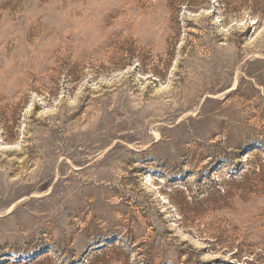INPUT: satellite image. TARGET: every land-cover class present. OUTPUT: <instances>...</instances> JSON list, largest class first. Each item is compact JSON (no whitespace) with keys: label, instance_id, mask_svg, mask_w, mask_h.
<instances>
[{"label":"rangeland","instance_id":"rangeland-1","mask_svg":"<svg viewBox=\"0 0 264 264\" xmlns=\"http://www.w3.org/2000/svg\"><path fill=\"white\" fill-rule=\"evenodd\" d=\"M263 231L264 0H0V264H264Z\"/></svg>","mask_w":264,"mask_h":264},{"label":"bare ground","instance_id":"bare-ground-1","mask_svg":"<svg viewBox=\"0 0 264 264\" xmlns=\"http://www.w3.org/2000/svg\"><path fill=\"white\" fill-rule=\"evenodd\" d=\"M83 58V57H82ZM262 226V225H261ZM263 228V227H262ZM264 232V231H263Z\"/></svg>","mask_w":264,"mask_h":264}]
</instances>
